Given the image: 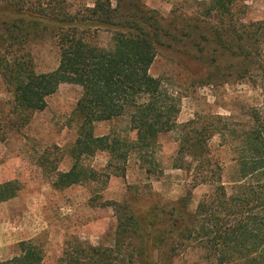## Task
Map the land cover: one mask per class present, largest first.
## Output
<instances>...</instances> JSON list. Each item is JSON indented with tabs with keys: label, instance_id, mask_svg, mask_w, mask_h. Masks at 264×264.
I'll use <instances>...</instances> for the list:
<instances>
[{
	"label": "trees",
	"instance_id": "1",
	"mask_svg": "<svg viewBox=\"0 0 264 264\" xmlns=\"http://www.w3.org/2000/svg\"><path fill=\"white\" fill-rule=\"evenodd\" d=\"M120 1L114 6L112 0H96L92 7L75 10L68 0H0V10L11 17L10 33L15 28L24 38L50 33L60 57L56 69L37 73L28 55L0 54L14 108L6 123L0 111V143L43 111L61 85H78L82 93L75 109L74 162L66 172L55 165L56 188L102 182L83 162L97 152L109 155L108 178L125 176L134 151L147 164L145 172L155 174L157 140L176 132L179 149L172 167L182 170L193 187L209 190L196 203L191 191L167 201L138 192L110 202L118 221L114 247L71 240L59 264H264V21H245L235 0H216L209 8L218 24L212 32L200 24L183 29L185 45L198 47L196 57L209 75L228 74L259 94L246 104L244 119L218 115L209 128L195 120L178 123L179 99L151 75L158 48L167 42L163 19L145 6L122 8ZM104 33L110 35L108 47L100 45ZM210 47L215 63L206 60ZM121 117L129 118L134 143L95 135V123ZM215 137L220 143L213 152L210 141ZM220 147H227L232 157L223 158ZM48 160L42 158L41 165L46 167ZM19 190L15 181L0 184V202ZM187 256L197 260L189 262ZM42 262V250L29 240L19 244L18 255L0 264Z\"/></svg>",
	"mask_w": 264,
	"mask_h": 264
},
{
	"label": "rangeland",
	"instance_id": "2",
	"mask_svg": "<svg viewBox=\"0 0 264 264\" xmlns=\"http://www.w3.org/2000/svg\"><path fill=\"white\" fill-rule=\"evenodd\" d=\"M94 1L68 0L75 10L85 5L92 7ZM215 1H120L122 8L145 6L155 10L163 19L166 37L170 40L166 39L167 42L158 48L150 72L161 78L169 93L179 99L178 123L195 120L197 125L209 127L217 122L218 115H240L244 119L246 104L259 99L258 92L245 82L228 74L209 75L206 65L196 57L198 47H191L190 43L185 45L186 33H182L185 27L200 24L212 32L218 26L216 16L209 15V8ZM112 3L114 6L119 4L118 0H112ZM235 6L243 20L264 21V0H235ZM10 21V14L0 10V54L7 57L17 53L28 55L37 73L56 69L60 57L51 34L40 32L41 36L24 38L20 29L15 28V33H10ZM99 40L104 47L111 43L110 35L106 33L101 34ZM212 51L211 47L207 51L209 63H215ZM2 73L3 67L0 66V111L6 123L14 117V108L11 89ZM81 93L78 85H61L47 98L43 111L32 114L27 125L12 129L9 137L0 143V184L15 181L20 185L16 197L0 202V261L18 255L19 244L29 240L35 241L42 250V264H59L66 243L75 239L94 246L114 247L118 221L110 202H123L138 192L139 195L145 193V198L150 196L149 200L167 201L191 191L196 203L209 190L206 186L193 187L182 170L172 167L179 149L176 132L158 138L154 147L155 174L145 172L147 164L134 151L126 162L125 176L111 175L108 178L109 155L97 152L83 162L100 174L102 182L56 188L53 185L55 165L59 171L66 172L74 162L75 109ZM94 133L118 137L129 145L137 138L128 117L95 123ZM219 143L218 137L210 141L213 152L219 149ZM224 148L220 147L222 157L230 159V152ZM45 157L49 160L43 167L41 159ZM145 198L143 202H151H146ZM186 259L189 262L197 260L193 256Z\"/></svg>",
	"mask_w": 264,
	"mask_h": 264
}]
</instances>
